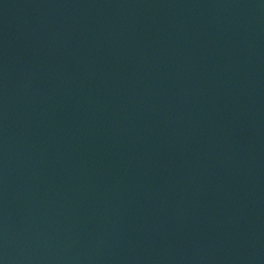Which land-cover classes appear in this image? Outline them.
I'll list each match as a JSON object with an SVG mask.
<instances>
[{"label": "water", "instance_id": "95a60500", "mask_svg": "<svg viewBox=\"0 0 264 264\" xmlns=\"http://www.w3.org/2000/svg\"><path fill=\"white\" fill-rule=\"evenodd\" d=\"M0 264H264V0H0Z\"/></svg>", "mask_w": 264, "mask_h": 264}]
</instances>
